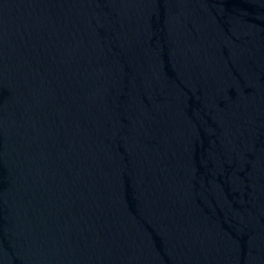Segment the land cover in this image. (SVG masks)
I'll list each match as a JSON object with an SVG mask.
<instances>
[{
	"label": "water",
	"instance_id": "1",
	"mask_svg": "<svg viewBox=\"0 0 264 264\" xmlns=\"http://www.w3.org/2000/svg\"><path fill=\"white\" fill-rule=\"evenodd\" d=\"M0 264H264V0H0Z\"/></svg>",
	"mask_w": 264,
	"mask_h": 264
}]
</instances>
